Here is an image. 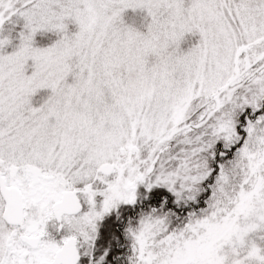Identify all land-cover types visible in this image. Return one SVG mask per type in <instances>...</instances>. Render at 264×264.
<instances>
[{
    "label": "snow or ice",
    "instance_id": "1",
    "mask_svg": "<svg viewBox=\"0 0 264 264\" xmlns=\"http://www.w3.org/2000/svg\"><path fill=\"white\" fill-rule=\"evenodd\" d=\"M0 264H264V0H0Z\"/></svg>",
    "mask_w": 264,
    "mask_h": 264
},
{
    "label": "rangeland",
    "instance_id": "2",
    "mask_svg": "<svg viewBox=\"0 0 264 264\" xmlns=\"http://www.w3.org/2000/svg\"><path fill=\"white\" fill-rule=\"evenodd\" d=\"M132 18V17H131ZM146 24V21H145ZM13 26L11 24L7 25L4 27V33L5 35H8V29L12 28ZM20 25L17 24L14 27V30L10 33L11 37H12V41L10 44H8L5 47V51H12L15 47L16 44L19 43V39H18V29H19ZM70 27L74 30L75 26L74 25H70ZM58 39V36L56 33L54 32H48L45 30H40L36 33L35 38H34V43L36 44V46H40V47H44L47 46L49 44H51L54 40ZM198 39V34L197 35H192V34H186V38L184 41H182L181 43V47L183 48H187L191 43H194L196 40ZM29 65H31L32 61L29 60ZM27 73H31L32 68L28 67L26 69ZM50 94V89H39L32 97V103L35 106H39V104L43 103V100L47 98V96Z\"/></svg>",
    "mask_w": 264,
    "mask_h": 264
},
{
    "label": "trees",
    "instance_id": "3",
    "mask_svg": "<svg viewBox=\"0 0 264 264\" xmlns=\"http://www.w3.org/2000/svg\"><path fill=\"white\" fill-rule=\"evenodd\" d=\"M145 14L141 11V10H132V9H128L125 12V19L128 22H133V20L136 22L137 26L141 28V30H146L144 28V26L140 23L141 19L143 18ZM132 17V18H131ZM145 23V21H144ZM11 24L10 22H6L5 26ZM4 26V27H5Z\"/></svg>",
    "mask_w": 264,
    "mask_h": 264
}]
</instances>
